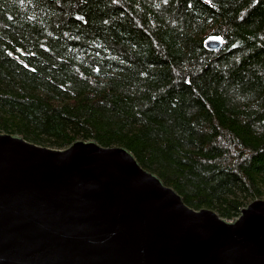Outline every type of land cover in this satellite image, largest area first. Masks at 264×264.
I'll return each mask as SVG.
<instances>
[{"label": "trees", "instance_id": "16d2710c", "mask_svg": "<svg viewBox=\"0 0 264 264\" xmlns=\"http://www.w3.org/2000/svg\"><path fill=\"white\" fill-rule=\"evenodd\" d=\"M0 132L127 147L234 220L264 198V0H0Z\"/></svg>", "mask_w": 264, "mask_h": 264}, {"label": "water", "instance_id": "95a60500", "mask_svg": "<svg viewBox=\"0 0 264 264\" xmlns=\"http://www.w3.org/2000/svg\"><path fill=\"white\" fill-rule=\"evenodd\" d=\"M0 264H264V199L228 220L190 207L127 147L0 132Z\"/></svg>", "mask_w": 264, "mask_h": 264}, {"label": "rangeland", "instance_id": "374dc122", "mask_svg": "<svg viewBox=\"0 0 264 264\" xmlns=\"http://www.w3.org/2000/svg\"><path fill=\"white\" fill-rule=\"evenodd\" d=\"M264 199V198H263ZM245 207V206H244Z\"/></svg>", "mask_w": 264, "mask_h": 264}, {"label": "snow or ice", "instance_id": "6c2138e0", "mask_svg": "<svg viewBox=\"0 0 264 264\" xmlns=\"http://www.w3.org/2000/svg\"><path fill=\"white\" fill-rule=\"evenodd\" d=\"M218 39V38H217Z\"/></svg>", "mask_w": 264, "mask_h": 264}]
</instances>
